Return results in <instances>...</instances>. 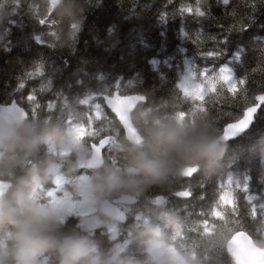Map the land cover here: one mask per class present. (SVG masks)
Here are the masks:
<instances>
[{
    "label": "trees",
    "instance_id": "1",
    "mask_svg": "<svg viewBox=\"0 0 264 264\" xmlns=\"http://www.w3.org/2000/svg\"><path fill=\"white\" fill-rule=\"evenodd\" d=\"M24 1L0 0V104L16 101L29 117H49L62 128L84 126L83 139L90 144L125 136L102 95L135 94L146 98L137 108L159 114L184 112L191 117L202 108L196 117L207 118L226 147L220 158L199 167L192 178L172 174L137 194L132 207L136 215L121 225V239L128 242L121 255L145 264L149 244L162 239L182 258L176 264H235L227 242L240 230L264 248V102L247 134L222 140V128L264 96V0ZM174 13L178 17L172 22ZM73 25L78 26L75 31ZM221 28L228 34L226 50L233 53L229 64L223 57L204 56L221 47L216 44L223 39ZM187 62L200 74H213L216 91L207 93L204 101L185 97L177 87ZM222 67L231 69L235 92L228 88ZM76 76L85 79L80 92L67 89ZM62 104L68 115L54 120L51 116ZM104 159L115 167L124 163L112 144ZM55 179L44 186V194L55 187ZM229 185L234 206L220 200L228 195ZM182 190L191 195L179 198ZM104 229H97L95 238L100 251L110 254L117 241ZM51 255L52 264H57Z\"/></svg>",
    "mask_w": 264,
    "mask_h": 264
},
{
    "label": "clouds",
    "instance_id": "2",
    "mask_svg": "<svg viewBox=\"0 0 264 264\" xmlns=\"http://www.w3.org/2000/svg\"><path fill=\"white\" fill-rule=\"evenodd\" d=\"M130 119L140 139L124 136L112 144L124 156L119 167L49 117L0 119V182L7 185L0 190V264H42L49 253L57 264H133L116 251L102 253L95 238L97 229L118 218L113 198L183 176L186 167L207 165L226 151L205 117L181 121L176 113L139 107ZM61 152L67 155L57 158ZM54 176L64 184L55 201L44 194ZM145 264L176 261L161 239L149 244Z\"/></svg>",
    "mask_w": 264,
    "mask_h": 264
},
{
    "label": "snow or ice",
    "instance_id": "3",
    "mask_svg": "<svg viewBox=\"0 0 264 264\" xmlns=\"http://www.w3.org/2000/svg\"><path fill=\"white\" fill-rule=\"evenodd\" d=\"M225 3H227V0H224ZM183 11V10H182ZM188 13L192 12V9L189 8L186 10ZM200 15H203V13H200ZM43 23V21H41ZM14 23V22H11ZM78 26L73 25V30L75 31L77 29ZM221 33L223 35V39L221 40H217L216 44L220 45L221 47L217 48L214 52H208L206 54H204L205 57H223L225 58V63L229 64V60L231 59L233 53L227 51L226 49L228 48V34L227 32H225L222 28H221ZM183 36H186V33L182 30L181 33ZM37 42L43 44V41L41 40L40 37H36ZM189 62L186 63V65H188ZM189 75L185 76L183 81L177 86L179 89H181L183 91V94L185 95V97H190L195 101H204L205 100V92L207 91V88L205 86H201V85H190L189 81L191 80V68H189ZM221 72L224 71H229L231 72L230 68H226V67H222L220 69ZM226 83L230 86H232V91L235 92L236 88L233 85V80L232 77H226L225 78ZM241 83H243V81H240ZM21 87H23V85H21ZM190 87H194L195 90L194 91H190L189 88ZM212 91L215 92V86H213ZM27 99L29 100H34L35 97L34 96H29ZM146 98L144 96H139V97H127L126 98V103L123 105V107H116V111L121 113L119 119L123 122L124 127L126 128V136L129 139L132 140H136L137 142H139V134L137 132V129L133 126V124H131L130 121H127L124 119V115L125 113H127L131 106L134 104V102L136 100H140V101H144ZM260 101H264V96H261ZM52 105H49V108H51ZM258 109H260V105H256L254 107H248L246 110V113L243 114V118L239 119L237 122L235 123H229L227 124L226 128H222V133H223V139L225 141H229V140H233L234 138H239L244 136L245 134H247L248 131H250L251 127L254 125L255 121L260 118V116L258 115ZM262 112H264V109H261ZM203 109L202 108H196L194 110V112L191 114V117L195 118L196 115L198 113H202ZM26 112L22 111V109L17 108L15 105H13L12 107H0V119H5V120H13V119H23L26 116ZM34 114V113H33ZM178 118L183 121L184 118L186 117V114L184 112H179L178 114ZM74 136L76 138H81L83 136V138L87 135L86 129L84 126H77V127H73L71 128ZM115 139L112 138L110 140H100L99 142V146L94 145V148L98 149L101 151V148L105 145V144H113L115 143ZM195 174V173H193ZM62 182V178H57L56 183L60 184ZM7 185L3 184L2 182H0V190H2L3 188H5ZM45 195L50 198L51 200L55 201V199L57 197H54V194L52 191H47L45 193ZM64 195V194H63ZM178 196L181 197H188L191 195L190 192L188 191H181L177 193ZM220 200L225 204H232L234 206V200H230L228 195L225 194L223 196L220 197ZM119 211V210H118ZM121 215L123 214L122 212L120 213ZM217 216L220 215L219 212L215 213ZM236 238L233 240L235 241ZM229 251L231 252L232 256L235 258V260L238 262V264H245V255L243 252L242 248H235L230 246L229 247Z\"/></svg>",
    "mask_w": 264,
    "mask_h": 264
},
{
    "label": "water",
    "instance_id": "4",
    "mask_svg": "<svg viewBox=\"0 0 264 264\" xmlns=\"http://www.w3.org/2000/svg\"><path fill=\"white\" fill-rule=\"evenodd\" d=\"M102 97H103L104 105H105L106 109H108L110 112H112L117 117L118 122L124 131V135L126 136V128L124 127L123 122L119 119L121 113L116 111V107H123V105L127 102L126 101L127 97H139V96L135 95V94L121 95L119 91H116L111 96L103 95ZM141 102L142 101H140V100H136L134 102V104L131 106L130 110L127 113H125V115H124V119L127 121H130L134 127H135V124L130 119V115L136 110V108L138 107V105ZM262 102H264V101H260V99H259L258 104L261 105ZM13 105H15L17 108L22 109V111L26 112L27 114L25 117H29L27 109L25 107L21 106L16 101H12L11 103H8V104H0V107H12ZM242 118H243V116L240 119H242ZM238 120H236L232 123H235ZM102 139L103 140H110L111 137L110 136L103 137L100 140H102ZM100 140L97 143H92L91 148L96 153H99L100 155L103 156L104 150L107 149V147L110 145V143L105 144L101 148V151H100V150L94 148V145L99 146ZM222 140H224V139H222ZM198 170H199V168L197 166L186 167L184 169L183 178H185V179L192 178L198 172ZM193 173H195V174H193ZM179 198L184 199L187 197L179 196ZM136 203H137V196L136 195L124 194L123 196H119L117 198H114L112 200V204L117 210L118 218L113 220V221H115L118 224H122L127 217V215L123 211L122 207L133 206ZM121 212L123 213L122 215L120 214ZM235 238H236V240L233 241ZM230 246L243 249V252L245 255V264H264V248L257 245L255 243L253 237L247 231L240 230V231L235 232L227 242V252L234 259L235 264H238V262L235 260V258L232 256L231 252L229 251Z\"/></svg>",
    "mask_w": 264,
    "mask_h": 264
},
{
    "label": "rangeland",
    "instance_id": "5",
    "mask_svg": "<svg viewBox=\"0 0 264 264\" xmlns=\"http://www.w3.org/2000/svg\"><path fill=\"white\" fill-rule=\"evenodd\" d=\"M52 1H54V0H52ZM31 1L30 0H25L24 1V4H28V3H30ZM189 68H191V66H190V64H188V65H184V69H183V71H182V73H181V76H183V78H182V81H183V79H184V77L185 76H187V75H189ZM226 68H228V67H226ZM225 73H226V75H227V77H229V76H231L232 77V80H233V84H234V78H233V75H232V73L231 72H229V71H225ZM190 75H191V80L189 81V84L190 85H201V86H205L206 88H207V91L205 92V95L207 94V93H209L211 90H212V88H213V84H212V77H213V74H210V73H208V72H205V73H202V74H200V72H197V71H194V70H192L191 69V73H190ZM217 74L215 75V77L213 78V81H214V79L215 78H217ZM225 82H226V80H225ZM228 85V84H227ZM230 87H232V86H230V85H228V88H230ZM189 90L190 91H194L195 90V88L194 87H190L189 88ZM104 95V94H103ZM109 96H111V95H109ZM100 103V102H99ZM99 105V104H98ZM258 105V104H257ZM28 111V110H27ZM31 113H32V115H33V113H34V110H31ZM28 115H29V111H28ZM30 116V115H29ZM236 121V120H235ZM232 122H234V121H232ZM232 122H230V123H232ZM76 126H79V125H76V124H74L71 128H73V127H76ZM111 139H112V136H111ZM75 141L78 143V142H80V141H86V140H84L83 139V136L81 137V138H76L75 137ZM99 141V140H98ZM97 141V142H98ZM88 142V141H87ZM97 142H94V141H92V142H90V145L92 144V143H97ZM89 143V142H88ZM110 146V145H109ZM109 149V147H107V149H105V150H108ZM104 150V151H105ZM61 154V156L62 157H64V156H66V152H61L60 153ZM103 157H104V152H103ZM199 168V167H198ZM82 171V170H81ZM81 175H83V174H86V172H81L80 173ZM57 178L58 177H56V179L54 180V182H55V187L52 189V190H50V191H52L53 192V194H54V197H58V196H61V195H63L64 194V184H63V178H62V182L60 183V184H57L56 183V181H57ZM231 193H232V186L231 185H229V187H228V196L229 195H231ZM136 196H137V194H135ZM179 197V196H178ZM135 205V204H134ZM133 205V206H134ZM133 206H125V207H122V209H123V211L126 213V215H127V217H126V219H125V221L128 219V217L130 216V215H132V216H135L136 214L135 213H132V207ZM138 219H139V217H138ZM124 221V222H125ZM123 222V223H124ZM122 224H118V223H116L115 221H113V220H111V221H109V222H107V223H105V224H103L102 226H104L105 227V229L104 230H106L107 232H109V233H111L112 235H113V237L115 238V240L117 241L116 242V244H115V246H116V252H118L119 254H123L124 253V251L126 250V248H127V246H128V242H124V240L123 239H121V235H122V231H123V227L121 226ZM101 226V227H102ZM125 232V231H124ZM123 251V252H122ZM167 251L169 252V254L171 255V257L173 258V260L174 261H177V262H179V263H181L182 262V258L180 257V256H178L173 250H171V249H167ZM112 252V251H111ZM124 256V255H123ZM126 257H129V258H131L132 259V257L131 256H126ZM132 261H133V264H137L133 259H132ZM54 262V257L52 258V255L51 254H46L43 258H42V264H52Z\"/></svg>",
    "mask_w": 264,
    "mask_h": 264
},
{
    "label": "bare ground",
    "instance_id": "6",
    "mask_svg": "<svg viewBox=\"0 0 264 264\" xmlns=\"http://www.w3.org/2000/svg\"><path fill=\"white\" fill-rule=\"evenodd\" d=\"M33 3H38V0H35ZM177 17H178V14L177 13H174V14L171 15V17H170L169 20L173 22ZM107 35H110V32L109 31L107 32ZM84 82H85V79L83 77L76 76L74 83H70L68 85V88L67 89H70V90H73V91H76V92H80L81 89L84 86ZM73 114L74 113H71V116H73ZM67 115H68V111H67L66 108H64V106L62 104V106L51 117L54 120H58V119L65 118ZM214 182L215 183L217 182V179L215 177H214V181L212 180V182H211V186L212 187L214 186ZM196 184H198V183H196ZM182 191H186V190H182ZM184 199H186V198H184Z\"/></svg>",
    "mask_w": 264,
    "mask_h": 264
},
{
    "label": "flooded vegetation",
    "instance_id": "7",
    "mask_svg": "<svg viewBox=\"0 0 264 264\" xmlns=\"http://www.w3.org/2000/svg\"><path fill=\"white\" fill-rule=\"evenodd\" d=\"M73 125H74V124H71L70 129H71V127H72ZM50 154H51V153H50ZM66 155H67V153H66ZM55 156H56L57 158H63V157L61 156L60 153H56ZM81 172H87V171H86V170H82Z\"/></svg>",
    "mask_w": 264,
    "mask_h": 264
}]
</instances>
